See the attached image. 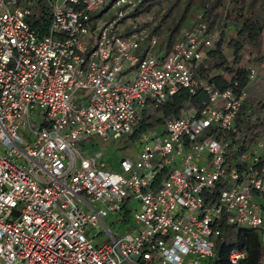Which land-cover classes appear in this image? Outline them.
I'll return each instance as SVG.
<instances>
[{
  "label": "built area",
  "instance_id": "1",
  "mask_svg": "<svg viewBox=\"0 0 264 264\" xmlns=\"http://www.w3.org/2000/svg\"><path fill=\"white\" fill-rule=\"evenodd\" d=\"M138 3L0 0V264H218L226 228L256 231L264 264V142L242 129L246 88L197 74L220 43L205 22L165 52ZM177 98L178 116L150 125ZM94 136L137 140L138 155L107 169L84 148Z\"/></svg>",
  "mask_w": 264,
  "mask_h": 264
},
{
  "label": "trees",
  "instance_id": "2",
  "mask_svg": "<svg viewBox=\"0 0 264 264\" xmlns=\"http://www.w3.org/2000/svg\"><path fill=\"white\" fill-rule=\"evenodd\" d=\"M165 1L166 4L162 5ZM149 12L153 16L155 24L151 27V33L158 39V45L165 52H169L175 42L180 37V30L191 18L201 15L198 21L205 22L208 30L212 31L223 20H226L236 29L243 31L253 20L264 21V0H143L138 3V10ZM199 17V16H198ZM50 19L49 8L44 4L36 3L32 10L29 22L31 27L44 35L48 31ZM197 22V21H196ZM222 36L224 35L221 33ZM220 43L215 45L214 49L208 51V58L218 50ZM261 48L259 36L254 42V49ZM207 58V59H208ZM203 65H201V70ZM225 71L232 73L230 82L238 81L241 86L247 82L246 73L239 69H234L229 62L223 66ZM200 74L206 77L210 82H214L219 87H226L230 82L222 79L221 75L211 76L210 74ZM185 96V95H184ZM164 106L169 107V115L178 116L179 109L185 108L181 98L168 101ZM150 125H154L151 123ZM136 134L132 139L136 138ZM232 248L243 249L246 251V259L240 264H259L261 257L260 241L256 231L226 228L224 231L223 242L220 247V255L217 259L218 264H229L227 262V253Z\"/></svg>",
  "mask_w": 264,
  "mask_h": 264
},
{
  "label": "rangeland",
  "instance_id": "3",
  "mask_svg": "<svg viewBox=\"0 0 264 264\" xmlns=\"http://www.w3.org/2000/svg\"><path fill=\"white\" fill-rule=\"evenodd\" d=\"M138 2L143 0H137ZM264 13V10H262ZM197 17L191 18L188 25L181 28V31L190 27L196 21L199 23ZM155 22L152 24V26ZM211 33L219 35L220 47L216 50L212 57L206 59L202 64L203 68L199 66L196 70L197 74H210L211 76L221 75L222 79L230 82L231 75L229 71H225L223 66L226 63L232 64L234 69H239L246 73L247 82L244 85L246 88L248 101L246 104L247 114L244 116L242 129L247 135V138L252 142H264V21L253 20L250 25L243 31L236 29L226 20H223L220 26H216ZM223 33L224 35L222 36ZM260 38L261 48L254 49V42L256 37ZM160 47V45H158ZM253 70V78H249L247 71ZM169 115V107L163 106L160 112L155 115L152 123L159 125L165 116ZM85 150L89 154H102L101 160L105 162L106 168L119 172L120 160L122 158H130L135 160L140 144L137 140H131L127 137L103 142L99 137L94 136L84 145ZM112 219L109 218L105 224L112 231H125L130 225H123L121 222L118 225H112ZM120 226V228H118ZM118 228V229H117ZM106 237L101 236L97 240H104Z\"/></svg>",
  "mask_w": 264,
  "mask_h": 264
},
{
  "label": "crops",
  "instance_id": "4",
  "mask_svg": "<svg viewBox=\"0 0 264 264\" xmlns=\"http://www.w3.org/2000/svg\"><path fill=\"white\" fill-rule=\"evenodd\" d=\"M155 125H157V124H155Z\"/></svg>",
  "mask_w": 264,
  "mask_h": 264
}]
</instances>
